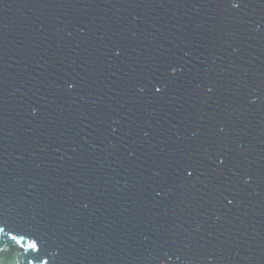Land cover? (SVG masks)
<instances>
[{
	"label": "water",
	"instance_id": "water-1",
	"mask_svg": "<svg viewBox=\"0 0 264 264\" xmlns=\"http://www.w3.org/2000/svg\"><path fill=\"white\" fill-rule=\"evenodd\" d=\"M261 7L246 24L211 0H0V212L59 264H153L160 245L166 264H264ZM176 62L163 95L136 87Z\"/></svg>",
	"mask_w": 264,
	"mask_h": 264
},
{
	"label": "snow or ice",
	"instance_id": "snow-or-ice-1",
	"mask_svg": "<svg viewBox=\"0 0 264 264\" xmlns=\"http://www.w3.org/2000/svg\"><path fill=\"white\" fill-rule=\"evenodd\" d=\"M253 0H211V3L216 4L218 7L220 5H225L230 9L228 11V19L235 20L237 22H243L246 24H251V19H245L246 12L244 8L247 4L252 3ZM259 4L262 6L260 9L261 19L257 22V30L260 29L261 25H264V0H258ZM121 54L120 49H116L113 53L114 56L119 57ZM185 69L178 62L176 63H167L160 65L156 70L149 76L143 77L144 83H137L136 87L142 93L161 96L163 95L170 83H172L169 78H175L179 74L184 73ZM66 87L68 90H73L76 85L73 82H66ZM209 92H212L213 89L209 88ZM260 99V96L257 95L256 100L251 101L255 103ZM33 113L38 112L39 110L33 108ZM223 130V129H221ZM113 133L117 129H112ZM209 159H213L209 157ZM215 164L217 165L216 171H222L223 166L227 162V154H221L215 157ZM202 161H183L177 165L179 169L183 170V178L188 179L193 176L198 167H202ZM252 177L246 175L243 179V183L247 184L251 181ZM166 183V182H165ZM170 193V189L167 187L161 188V190L156 191L157 197H162L165 194ZM223 197L224 207H229L234 204L237 197L232 194V190L228 189L225 192L220 194ZM87 207V205H84ZM4 238H7L8 244L5 247H0V264H10V257L8 251L18 255H24L27 261V264H59L56 259V254L52 249L51 238L40 229L24 224L20 222L16 217L11 216L7 213L0 212V242H3ZM173 256L177 260L180 259L179 250L173 248L171 245H160L154 254L153 264H166V260L170 261L173 259ZM185 264H191L190 261H185Z\"/></svg>",
	"mask_w": 264,
	"mask_h": 264
}]
</instances>
